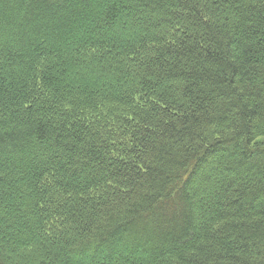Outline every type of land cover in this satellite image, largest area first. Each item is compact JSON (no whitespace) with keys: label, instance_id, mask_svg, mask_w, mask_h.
I'll use <instances>...</instances> for the list:
<instances>
[{"label":"trees","instance_id":"trees-1","mask_svg":"<svg viewBox=\"0 0 264 264\" xmlns=\"http://www.w3.org/2000/svg\"><path fill=\"white\" fill-rule=\"evenodd\" d=\"M0 264H264V0H0Z\"/></svg>","mask_w":264,"mask_h":264}]
</instances>
